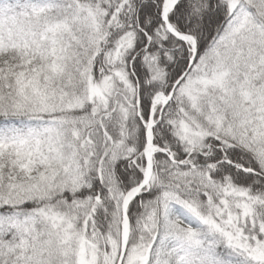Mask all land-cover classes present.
I'll use <instances>...</instances> for the list:
<instances>
[{
	"label": "snow or ice",
	"instance_id": "6c2138e0",
	"mask_svg": "<svg viewBox=\"0 0 264 264\" xmlns=\"http://www.w3.org/2000/svg\"><path fill=\"white\" fill-rule=\"evenodd\" d=\"M0 264H264V0H0Z\"/></svg>",
	"mask_w": 264,
	"mask_h": 264
}]
</instances>
